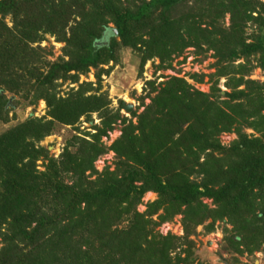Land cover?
Here are the masks:
<instances>
[{"label":"trees","instance_id":"1","mask_svg":"<svg viewBox=\"0 0 264 264\" xmlns=\"http://www.w3.org/2000/svg\"><path fill=\"white\" fill-rule=\"evenodd\" d=\"M126 2L0 0V121H7L5 93L32 92L35 99L44 94L50 117L30 114L0 133V264H187L179 253L174 260L170 253L180 250L187 234L208 217L231 223L234 234L223 243L227 252L252 253L264 245V83L244 78L256 66L253 60L264 69V4ZM248 21L255 29L247 43ZM48 34L64 43L63 56L54 62L42 57L38 46ZM187 47L198 54L213 51L211 77L216 81L209 93L169 78L142 113L131 112L137 124L128 121L112 144L114 172L104 170L88 180L85 171L95 172L93 161L107 151L98 144L100 137L118 119L127 121L118 109H109L108 95L99 92L101 76L109 72L101 66L116 63L120 52L130 49L137 53L140 74L148 59L157 56L164 62ZM241 58L244 63L233 64ZM90 68L95 89L86 82L56 97V80L76 83ZM221 77L230 89L225 100H218ZM89 91L94 93L86 95ZM94 112L103 128L91 135L92 141L73 136L58 160L38 145L56 122L74 125ZM243 125L262 131V138H248L240 132ZM232 129L237 140L222 146L217 135ZM40 157L48 164L37 172ZM62 172H72L74 182L65 183ZM147 192L157 198L139 213L135 207ZM201 198L212 199L217 208L206 209ZM181 206L183 239L156 233L154 228ZM160 209L163 215L156 222L150 217ZM124 218V228L112 229Z\"/></svg>","mask_w":264,"mask_h":264},{"label":"rangeland","instance_id":"2","mask_svg":"<svg viewBox=\"0 0 264 264\" xmlns=\"http://www.w3.org/2000/svg\"><path fill=\"white\" fill-rule=\"evenodd\" d=\"M259 1L264 4V0ZM120 2H123V5H128L126 0H120ZM253 15H256V13H253ZM6 22L11 26L9 17L6 18ZM223 22L225 26L230 24L229 13L225 14ZM201 26L204 27L205 25L203 24ZM108 27L115 29L112 21L108 23ZM254 29L255 25H252L248 21L245 27L247 43L251 41L248 35ZM35 45L37 44L33 46ZM38 46L41 48L42 57L50 62H54L58 57L63 56L62 48L64 43L57 42L55 37L50 34L45 35L44 40ZM136 55V52L130 49H124L120 52L119 61L117 60L116 63L109 62L101 66L103 69H108L109 72L102 74L99 92L108 95L110 101L109 109H118L119 115L126 118L127 121L122 123L121 119H118L112 124V129L107 130L106 134L100 137L98 144L107 149V151L93 161L92 165L95 172L89 169L85 171V176L90 181H94L97 175L101 174L104 170L114 172L117 168V156L111 149L112 144L121 135L122 127L126 126L128 121L134 125L137 124V118L131 112H135L137 115L142 113L144 107L150 104L151 99L169 78H182L194 89L203 93H209L211 86L216 81L215 77H211L216 71V66L214 65L216 59L213 56L212 50H208L205 54H198L194 47H187L179 55L171 54V58L164 62L159 57L154 56L144 63L140 74L138 73L139 59ZM64 59L66 60L67 58L64 57ZM238 63H244L243 59H238L233 64L236 65ZM252 65L256 66L250 69L248 75L244 78L264 83V69L257 66L255 60L252 61ZM196 75L201 78V82L193 78ZM225 81V77H221L217 81L216 87L220 90L219 96H221L218 100H225L224 93L230 92V89L225 86ZM86 82L91 83L94 89L97 87L94 70L92 68L86 74H80L76 83H72L69 80H56L55 95L56 97H62L66 95L69 89L76 90L79 84ZM238 89H243V86H240ZM46 92H51V89L48 88ZM93 93L94 91H89L86 95ZM5 97L8 98L6 106L8 115L7 121H0V133L22 122L30 114L33 117L46 116V120L50 119L47 114L48 107L44 100V94L36 99L32 92L28 95L25 93L21 95L5 93ZM120 101H122V104H120ZM126 105L132 106L130 112L125 110ZM261 114L264 115V110L261 111ZM253 119L250 118V121ZM89 120L86 119V116H82L79 117L74 125H65L56 122L51 134L44 137L38 145L46 149L50 158L58 160L64 147L68 145L73 136L83 138L86 141H92L91 135L96 133L97 129L103 128L102 119L96 112L90 114ZM240 132L248 138H262L263 135L262 131H257L255 127L247 125H243L240 128ZM237 137L238 134L234 129L230 132H221L217 135L219 143L224 147H229L232 142L237 140ZM70 148L73 151L75 150L74 147ZM47 164L48 161L40 157L35 164L36 171H44ZM61 178L68 185L72 184L75 179L72 172H62ZM156 198L157 195L153 192L145 193L135 207L136 211L144 213L147 209V204L153 202ZM201 202L206 209L214 210L217 208L212 199L201 198ZM184 209L185 206H181L178 213H175L170 220L164 221L156 226L154 231L162 236L171 234L172 236L183 239L185 231L183 226L184 214L182 211ZM158 215H163L161 209L150 218L158 222ZM126 224L127 222L124 218L121 223L113 225L112 229H122ZM210 225H213V227L208 228ZM192 230L191 233L187 234L184 246L180 250L178 248L175 251H171L170 255L173 260L175 259V255L179 253L181 258L187 259V264H264V245L252 251V253L244 252L242 254L227 252L223 248L225 238L234 234L232 225L226 218L213 220L212 217H208L202 223L195 225ZM94 243L98 245L97 242ZM1 245L0 242V247Z\"/></svg>","mask_w":264,"mask_h":264},{"label":"water","instance_id":"3","mask_svg":"<svg viewBox=\"0 0 264 264\" xmlns=\"http://www.w3.org/2000/svg\"><path fill=\"white\" fill-rule=\"evenodd\" d=\"M112 31H113L114 35H117L116 29H112ZM131 109H132V106L131 105H126L125 106V110L128 111V112H130Z\"/></svg>","mask_w":264,"mask_h":264}]
</instances>
